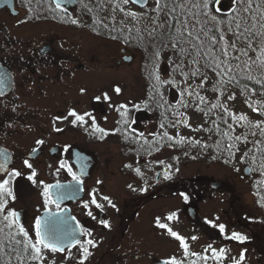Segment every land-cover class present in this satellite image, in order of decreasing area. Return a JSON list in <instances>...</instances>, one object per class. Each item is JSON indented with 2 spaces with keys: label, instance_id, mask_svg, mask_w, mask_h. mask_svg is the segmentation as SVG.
<instances>
[{
  "label": "snow or ice",
  "instance_id": "6c2138e0",
  "mask_svg": "<svg viewBox=\"0 0 264 264\" xmlns=\"http://www.w3.org/2000/svg\"><path fill=\"white\" fill-rule=\"evenodd\" d=\"M32 2L26 0L29 5ZM0 5L7 6L8 0H0ZM36 5L35 8L28 7L27 11H48L55 14L53 19L58 17L65 21L68 9L62 0H36ZM90 5L84 4V7L93 14L94 31L104 30L111 39L122 40L124 45L141 47L149 54L148 99L144 101V106L148 107L149 102L154 103L162 110L161 116L164 118L159 124L161 131L151 133L152 140H149L143 132L137 133L131 127L134 121L128 118V105L119 104L115 106L121 117L117 121L119 127L111 134L120 133L124 140L138 144V154L143 151L151 155L164 146L175 148L192 145L203 151L212 148L216 152L212 159H221L238 173L241 169L236 168L235 163L239 159L249 173L259 175L254 181L253 194L258 198L259 207L264 208V0H228L227 7L225 0H90ZM69 19L73 25L80 23L78 19ZM59 47L63 49V44ZM37 55H42L46 60L48 54L41 49L38 53H32L33 57ZM8 58L11 63L19 65L21 72L25 64L31 63V58L14 51L8 54ZM162 64L166 65L163 74ZM0 67L5 68L0 71V98H3L15 80L5 67L3 58H0ZM30 83L35 84L36 81L31 80ZM169 89L178 93L171 103L165 95ZM234 89L239 90L247 109L258 118L253 119L249 112H237L230 106L237 99ZM84 91L81 89L82 93ZM114 91L121 93L119 87ZM103 98L111 100L107 93L103 94ZM18 108L19 105H16L9 109L0 99V125L7 122L9 128L17 125L30 127L26 123L28 116L19 112ZM133 108L139 110L140 106L133 105ZM189 109L201 113L204 123L193 128L189 123ZM62 121H68L74 127L87 125L85 131L90 128L89 135L101 141L110 134L97 124L91 112L79 113L75 108H70L66 115L55 116L51 122L54 132L64 131L56 126ZM181 127L207 133L209 139L213 136L216 139L209 144L195 137L183 136L179 131ZM169 128L175 129L176 134H170ZM35 144L37 147L32 148L27 157H21L24 168L29 170L27 173L10 166L14 164V154L7 148H0V264H45L49 252L65 253L66 249L65 259H75V264H86L93 255L91 249L98 248L100 241L93 238L92 232L75 216L67 215L60 205L64 200L76 199L84 192L82 177L88 166L87 159L79 153L74 157L69 156V160L74 159L78 165L79 173L69 160L59 162L56 174L64 170L71 177L66 184L59 181L55 184L37 181L38 173L31 160L40 154V146L45 144V140L37 139ZM241 146H244L243 151ZM174 159L179 162V157ZM125 167L141 179L144 178L145 173L140 167L133 168L132 164H126ZM172 167L171 164H165L164 180L172 179L169 171ZM21 177L33 187H42L44 214L34 219L31 230L21 222V212L11 206L17 200L16 181ZM155 177L159 183L161 173L156 172ZM96 183L102 185L103 181L97 180ZM127 187L132 192L137 191L132 184ZM147 190V186L139 189L141 192ZM178 195L185 202L190 199L186 192ZM88 196V200L82 201V207L92 220H97L93 207L98 213H104L106 206L116 213L120 212L112 197L103 194L99 188H92ZM176 220V212H170L163 218L154 217V227L163 230L162 235L178 242L181 251V255L173 254L158 259L157 264H224L225 261L229 264H245L246 248L241 250L238 257H229V250L214 247L213 241L202 252L192 251L189 239L197 241L199 237L193 235L187 238L179 234L170 225V222ZM98 223L105 229L111 228L108 219L101 217ZM207 223L218 228L224 239L240 244L249 240L248 236L240 232L228 233L223 223ZM72 248L77 249L76 257L71 252ZM50 264H55V261L52 260Z\"/></svg>",
  "mask_w": 264,
  "mask_h": 264
},
{
  "label": "flooded vegetation",
  "instance_id": "af4514ba",
  "mask_svg": "<svg viewBox=\"0 0 264 264\" xmlns=\"http://www.w3.org/2000/svg\"><path fill=\"white\" fill-rule=\"evenodd\" d=\"M28 7L35 8L37 5H18L16 0L14 8H0V58H3L5 67L13 74L15 80L7 90L8 94L0 99L3 100V103L9 109L19 105L18 111L28 116L26 123L30 125V127L17 125L13 128L7 127V122L0 125V148H7L10 153L14 154V164L10 166L27 173L29 170L24 168L21 163V157H27L31 153L32 148L37 147L35 140L44 139L45 144L40 146V154L36 155L31 162L38 173L37 181L43 180L48 184H53L57 181L66 184L71 180V177L64 170H61L58 175L56 174L55 170L61 160H69L70 155L74 157L77 153L90 156L92 158L91 163L88 162V166L84 170L85 175L82 177L84 180V192L80 193L81 197L76 200L65 201L60 205L61 209H70L77 220L92 232L93 238L100 241L98 248L91 249L93 254H95L91 256V259L95 258V260L91 261V263L86 262V264H121L122 259L123 264H157L158 259L167 256L168 236L162 235L163 230L154 227V217L157 216V212L155 211V216H151L150 206L144 199L153 197L160 204L167 196L173 199L178 198L182 205V212L177 213L178 220L172 221L173 223L170 222V225L181 234V227L184 223L183 209L186 202L178 193L184 190L183 182L178 181L176 178L170 181L164 180L163 172L165 168L160 171L154 170L152 176L146 177L141 182L142 187L147 186V192L139 191V196L137 197L136 192H132L128 187H125L128 196L126 201L121 202L120 198H115V203L120 209L119 213H116L110 207H106L104 213H98L93 207V213L97 215V220H92L86 215L82 207V201L89 199L88 192L92 188H99L103 193V184H97L96 181H103L98 174L105 168L97 166L96 153L98 150L88 143L80 144V136H77V140L74 138V134H71L69 138L67 137V121L58 122L56 125L64 129L62 133L54 132L51 123L55 116H63L67 113V16L65 21L60 20L58 17L53 19L54 13L48 11L29 13L27 11ZM35 16L40 18L37 19ZM22 20L26 22L21 23L20 21ZM61 44H63V49L59 47ZM41 49H43V53L48 54L46 60L42 55L32 56V53H38ZM13 51L22 53L26 58H31V63L23 66V72L19 70L17 63H11L8 58V54ZM122 52H127V49L125 48V51ZM123 55L122 58L125 59L126 54ZM121 62L119 61V63ZM3 70L5 68L0 67V71ZM31 80H35L36 83H30ZM132 110V108L129 109L128 118L134 121L131 127L136 129L139 128L141 121H135L136 110ZM146 112L149 113V119L146 122L150 123L154 118L152 117L154 113L149 109L145 110ZM116 126L119 127L118 124ZM158 128L159 124L156 129ZM112 137H115L117 144L120 145L117 153H124L129 158L122 166L132 164L133 168H135L136 158L144 159L151 164L159 161L165 162L166 160L165 151L168 148L167 146H164L160 151H153L151 155H147L143 151L138 154L136 151L139 147L138 144L124 140L120 133H115ZM145 137L152 140L151 135H146ZM69 145L70 147H67ZM122 147H125V149L122 150ZM69 162L73 164L74 170L79 173L75 160H69ZM124 169H127L128 174L133 175L128 184H132L136 188L135 176L137 175L126 167ZM156 172L161 173L159 183L156 182ZM44 175L48 176V179H46V176L43 177ZM213 181L195 182L189 187L188 195L190 199L187 203H192L196 207L199 218V203L212 199L217 194H223L230 189V184L226 181H223L219 188L212 186ZM145 182H147L146 185ZM16 184L17 188L28 186L29 188H39L42 191V187H33L24 177L18 178ZM249 190L252 191L254 196L250 198L253 201V205L249 206L255 209L254 216L244 211V207L247 206L245 204H248V202L238 203L233 208L230 206L231 200L229 198H227L228 208L221 209L218 212L220 216L216 215L220 217V222L204 218L203 220L200 219V222L198 220L192 221L186 216V224L192 229L195 228L196 234L201 236L197 240V244H190L192 251L202 252L209 243L214 241V247L218 249L225 247L229 250V257H238L241 250L246 248L245 264H264L263 208L259 207L257 203L258 198L253 194L254 188L249 187ZM158 203L155 205L158 206ZM53 210H55V206H53ZM18 211L21 212V222L23 224L24 222L27 223L31 215L29 211L24 207H20ZM42 211H44V208ZM222 212L227 213L225 217H234L239 225H235L234 219H232L233 226L229 228L227 221L221 218ZM167 214L168 212L165 210L160 212L159 216L163 218ZM39 215L35 214L33 218L35 219ZM101 217L109 220L110 229H105L98 223ZM207 221H213L216 224L223 223L226 225L228 233L237 231L248 236L249 240L240 244L236 241L224 239L218 228H213ZM247 224L253 225V227L249 229ZM150 232L155 238L154 246L151 245L149 239ZM203 237H206L207 241L202 243ZM81 239H86V237H81ZM171 241L179 249L178 242L173 239ZM67 251L68 249L63 253L64 256ZM71 252L76 254L77 249L72 248ZM125 254H128V256L126 257ZM128 257L131 258L129 259ZM67 264H75V262L70 259ZM224 264H229V262L225 261Z\"/></svg>",
  "mask_w": 264,
  "mask_h": 264
},
{
  "label": "rangeland",
  "instance_id": "374dc122",
  "mask_svg": "<svg viewBox=\"0 0 264 264\" xmlns=\"http://www.w3.org/2000/svg\"><path fill=\"white\" fill-rule=\"evenodd\" d=\"M25 0H17L18 5H23ZM94 2V0H91ZM228 0H225V6L227 7ZM84 4L90 5V0L88 3H81L75 11L70 12L67 18V111L70 108H75L79 113L85 111L91 112L96 118L97 124L107 130L110 134L103 140L97 139L95 136L89 135L91 129L85 131L84 127L71 126L67 121V137L71 134L80 136V144H90L93 148L98 150L97 154V166L104 167L101 173L98 174L103 179V194L110 195L115 202V198H120L121 202H125L128 198L127 187L130 178L133 175L128 174L127 169H124L123 163L128 161V157L124 153H117L120 149V145L117 144V139L111 134L114 129L117 128V121L121 118L120 114L115 110V106L119 104H127L128 109L133 108V105H139V110H136L134 115L135 121H141L139 128H136L137 133L143 132L144 135H150L151 133H156L161 131L157 128V125L164 119L161 116V109L155 106L154 103L149 102V106H144V101L148 99V88L149 80L147 72L149 70L148 66L151 64V58L148 53H146L143 48L135 45H124L122 40H113L110 38L108 33L104 30L96 32L93 30V14L89 13L84 7ZM91 6V5H90ZM107 15V13H105ZM69 18H74L79 20V25H73ZM119 19V16L117 17ZM122 48H127V52H122ZM123 54L133 55V59L128 61L124 60ZM119 61L121 63H119ZM166 65H161V72L163 74ZM119 87L121 93L117 94L114 89ZM81 89L85 91L82 93ZM237 92L236 101L232 102L230 105L237 112H249L253 119L258 117L255 114H251L250 110L247 109L243 102V97L240 95L238 89H234ZM107 93L111 100H105L103 94ZM167 99L169 102H173V97L178 96L175 90L169 89L167 91ZM166 95V94H165ZM100 97L99 100L96 97ZM152 110L154 117L150 123L146 122L149 119V113L145 110ZM45 112V111H44ZM188 116L190 117L189 123L195 128L197 125L204 123V118L201 113L194 112L191 109L188 110ZM133 117V115H132ZM140 117V118H139ZM71 117L69 118V120ZM171 119V117H169ZM158 122V123H157ZM91 123V122H89ZM145 126V127H144ZM207 126V125H206ZM155 127V128H153ZM156 129L155 132H153ZM83 131V134H82ZM169 133L172 135L176 134L175 129H168ZM180 134L186 137H195L203 141H207L212 144L216 137L209 139L207 133L195 132L191 128L181 127L179 129ZM125 147H122V150ZM244 150V146H241V151ZM187 152V155H185ZM216 155L214 149L210 148L207 151L201 150L198 146L184 145L177 146L175 148L168 147L165 151V163H155L151 164L148 161L140 158H136L135 167H140L145 173L143 179L139 176H135V186L137 197L139 196V189L142 188L141 182L146 179V177L152 176L154 170L160 171L165 168V164H171L173 167L170 169L172 179L175 178L183 182L184 192L186 189L189 190L195 182H206L208 180L216 181H226L230 185V189L225 191L223 194H217L214 198L202 201L198 204L201 219H211L220 222V217L218 212L221 209H227L228 203L227 198L231 200L230 206L234 208L235 205L248 202L244 211L248 214L254 216L256 212L253 207L252 191L249 187L254 188V181L259 178L257 173H251L249 176H244L242 174V168L245 166L243 163H235L236 168H240L241 172L234 171V167L231 165H226L221 159H212V156ZM197 157L192 159V157ZM179 157V162L174 159ZM239 157V154H238ZM138 161V163H137ZM179 168V171H176ZM44 175L43 177H45ZM48 179V176H46ZM168 180V181H170ZM177 201H176V200ZM173 199L167 196L160 204L158 200L153 199V197H147L144 200L150 206L151 216H155V211L157 216L160 212L167 211L181 213L182 205L178 198ZM159 204L156 206L155 204ZM17 210L20 207H24L31 214L27 220L24 222L26 228L31 230L34 224V215L40 214L43 206V197L41 196V190L39 188H29L28 186H22L17 188V200L11 205ZM107 207V206H106ZM184 207V206H183ZM184 211V209H183ZM264 214V208L263 212ZM226 212L221 213V218L227 221L229 228H232L234 219V224L239 225L238 221L232 217H225ZM186 214L183 212L184 223L181 227V234L187 238L193 235H197L195 228H191L186 224ZM220 216V215H219ZM200 222V221H199ZM173 223V222H172ZM232 224V225H231ZM253 225H248L247 228L251 229ZM149 239L151 245L154 246L153 234H149ZM201 237L200 235H197ZM202 243L207 241L206 237L202 238ZM171 239H167V256L169 255H181L178 246L175 243H171ZM190 244H197V241L193 243L189 239ZM158 251V250H153ZM163 254V253H162ZM161 254V255H162ZM78 254H73L76 257ZM93 254L92 256H94ZM54 260L55 264H67L70 259H65L63 253H48L47 260L45 264H50ZM95 258H89L88 263L94 261ZM75 262V259H72Z\"/></svg>",
  "mask_w": 264,
  "mask_h": 264
},
{
  "label": "water",
  "instance_id": "95a60500",
  "mask_svg": "<svg viewBox=\"0 0 264 264\" xmlns=\"http://www.w3.org/2000/svg\"><path fill=\"white\" fill-rule=\"evenodd\" d=\"M78 1H79V0H62V2L65 4V6H67L68 9H73V8H75V7L78 5ZM14 5H15V0H8V5H7V6L13 8ZM0 7H3V6L0 5ZM130 59H131V58H130ZM130 59H127V60H130ZM74 156H75V155H74ZM82 156L85 157V158L87 159V162H89V163L91 162L92 158H91L90 156H87V155H85V154H83ZM243 173H244L245 175H249V174H250V173L248 172L246 166H245L244 169H243ZM222 184H223V183H222L221 181H215V182L212 183V186L217 188V187H220ZM80 197H81V195L79 194V197H78V198H80ZM78 198H76V199H78ZM76 199H72V200H76ZM64 201H65V200H64ZM64 201H63V202H64ZM67 201H68V200H67ZM63 202H62V203H63ZM62 203H61V204H62ZM186 213L191 217L192 220H197V219H198V212H197L195 206H193V205H188V206L186 207ZM43 214H44V212H43L40 216H42ZM66 214H67V215H70V216H73V215L71 214V211H70L69 209L66 210Z\"/></svg>",
  "mask_w": 264,
  "mask_h": 264
},
{
  "label": "trees",
  "instance_id": "16d2710c",
  "mask_svg": "<svg viewBox=\"0 0 264 264\" xmlns=\"http://www.w3.org/2000/svg\"><path fill=\"white\" fill-rule=\"evenodd\" d=\"M26 1V0H25ZM83 2H85V3H88V0H83ZM26 5H29V4H27L26 3ZM31 5H36V0H33V2H32V4ZM258 87V86H257ZM167 92H166V97H167ZM185 191H188L187 189L185 190Z\"/></svg>",
  "mask_w": 264,
  "mask_h": 264
}]
</instances>
